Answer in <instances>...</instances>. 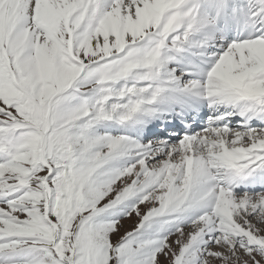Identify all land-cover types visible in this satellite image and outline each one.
Segmentation results:
<instances>
[{"label":"snow or ice","instance_id":"6c2138e0","mask_svg":"<svg viewBox=\"0 0 264 264\" xmlns=\"http://www.w3.org/2000/svg\"><path fill=\"white\" fill-rule=\"evenodd\" d=\"M0 264H264V0H0Z\"/></svg>","mask_w":264,"mask_h":264},{"label":"rangeland","instance_id":"374dc122","mask_svg":"<svg viewBox=\"0 0 264 264\" xmlns=\"http://www.w3.org/2000/svg\"><path fill=\"white\" fill-rule=\"evenodd\" d=\"M143 207V206H142ZM136 223V220L134 219L131 222H126V226L129 228V230L131 229L132 226H134V224Z\"/></svg>","mask_w":264,"mask_h":264}]
</instances>
